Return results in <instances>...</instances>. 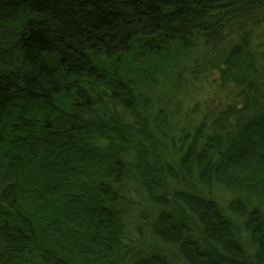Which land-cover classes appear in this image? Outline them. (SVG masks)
<instances>
[{
	"label": "trees",
	"instance_id": "16d2710c",
	"mask_svg": "<svg viewBox=\"0 0 264 264\" xmlns=\"http://www.w3.org/2000/svg\"><path fill=\"white\" fill-rule=\"evenodd\" d=\"M262 29L264 0H0V264H264Z\"/></svg>",
	"mask_w": 264,
	"mask_h": 264
},
{
	"label": "rangeland",
	"instance_id": "374dc122",
	"mask_svg": "<svg viewBox=\"0 0 264 264\" xmlns=\"http://www.w3.org/2000/svg\"><path fill=\"white\" fill-rule=\"evenodd\" d=\"M259 35L258 40L263 41L264 29L259 32ZM217 78L218 73L212 72L207 79H202V81L193 80L194 83H191L185 93L181 95L185 109L192 113L193 118L197 119L200 116V112L207 108L216 107L223 99L224 102L228 101L227 96H229L230 88L220 87V82ZM227 195L229 196V194Z\"/></svg>",
	"mask_w": 264,
	"mask_h": 264
}]
</instances>
